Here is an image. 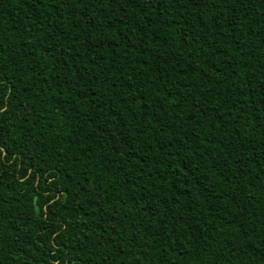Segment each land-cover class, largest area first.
Returning <instances> with one entry per match:
<instances>
[{
	"label": "trees",
	"instance_id": "16d2710c",
	"mask_svg": "<svg viewBox=\"0 0 264 264\" xmlns=\"http://www.w3.org/2000/svg\"><path fill=\"white\" fill-rule=\"evenodd\" d=\"M0 264H264V0H0Z\"/></svg>",
	"mask_w": 264,
	"mask_h": 264
}]
</instances>
